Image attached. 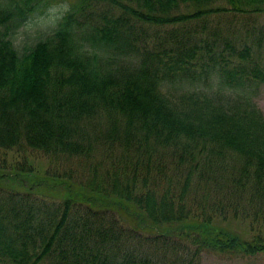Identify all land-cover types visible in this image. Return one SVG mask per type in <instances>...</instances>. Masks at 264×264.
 <instances>
[{
	"label": "trees",
	"instance_id": "1",
	"mask_svg": "<svg viewBox=\"0 0 264 264\" xmlns=\"http://www.w3.org/2000/svg\"><path fill=\"white\" fill-rule=\"evenodd\" d=\"M52 1L0 0V151L39 150L50 162L61 155L86 153L71 125L103 110L114 128L119 123L126 128L123 144L137 140L144 152L120 170H109L110 195L102 192L104 199L73 188L69 177H59L55 168L54 173L36 168L33 174L0 169V262L151 264L128 250L113 259L97 243L87 242V219L78 234L79 226L67 212L81 197L88 209L109 206L122 218L121 224L107 228L112 234L103 228L98 233L115 246H107L106 240L101 246L114 249L121 240L193 236L198 252L239 257L264 252V116L250 100L264 82V66L252 56L250 46L235 47L234 40L223 37L222 42L204 36L193 41L172 31L168 47H153L139 65L118 73L102 65L100 51L138 55L137 25L126 17L128 9L134 15L135 11L118 0H74L50 35L19 52L14 46L19 29ZM111 1L118 4L114 10H88ZM142 1L146 10L136 15L143 20L175 24L189 18L167 14L174 0ZM182 1L199 6L218 0ZM221 1L233 11H244L243 6L261 9V0ZM213 87V97L202 92ZM164 88L193 90L189 99L204 104L187 111L172 105ZM216 92H237L241 102L226 110L225 104L216 103L225 95ZM17 179L18 186L28 183L26 189L13 185ZM210 184L234 197L223 211L214 208V216L188 196L198 188L205 193ZM49 188L62 193L59 217L57 208L52 207V215L44 207L45 200L36 201L40 206L31 202L36 199L33 191ZM243 202L247 220L251 218L249 239L242 230L217 226L229 217L238 218Z\"/></svg>",
	"mask_w": 264,
	"mask_h": 264
},
{
	"label": "rangeland",
	"instance_id": "2",
	"mask_svg": "<svg viewBox=\"0 0 264 264\" xmlns=\"http://www.w3.org/2000/svg\"><path fill=\"white\" fill-rule=\"evenodd\" d=\"M74 0H54L45 7L36 10L22 26L14 40V46L22 52L30 47L39 39H45L54 30L57 21L69 9ZM129 6L135 11L128 9L126 17L132 23H135L138 33L137 46L138 55L131 56L129 51L125 52L108 50L100 51V60L102 65L108 69L116 70L118 73H126L127 69L132 66L139 65L141 57L150 51L153 47L162 49L168 47L171 40V32L175 31L178 37L190 36L193 41L199 40L203 36L209 38L211 41L216 37L218 42H222L223 38L235 41V47L241 44H247L251 48L252 56L264 66V0H261L259 11H254L253 6H243L244 11H233L231 6L221 0L214 1L208 4H200L199 6L191 5L182 0H174V5L168 8L167 14L169 16L187 15L189 18L182 19L175 24L161 23L159 21L143 20L136 13L146 9L142 0H118ZM166 2V0H163ZM118 4L116 1L101 3L97 6H92L88 10H99L108 8L109 11L114 10ZM155 14L163 15L161 11L155 9ZM223 37V38H222ZM218 51L222 50V46L217 45ZM226 52V51H225ZM136 58V59H135ZM135 61L133 62V60ZM100 62V61H99ZM155 62V61H154ZM152 62L151 64H153ZM101 64V62H100ZM202 89V88H200ZM212 90L207 88L202 91L206 96H212ZM163 93L172 99V105L183 106L185 110H195L196 105H203L202 101L189 99V94L193 90L187 92L181 91L179 88H164ZM200 90L198 89L197 92ZM250 97L251 102L259 109L264 116V82L260 83L258 87L252 92ZM222 94L225 97L219 98L216 103L225 104L226 110H231L230 104L234 103L239 106L241 98L237 92H216V95ZM191 98V97H190ZM196 98V97H192ZM210 99V98H209ZM217 101V100H216ZM241 105V104H240ZM243 107V105H242ZM236 111V110H233ZM113 121L108 117L105 111L96 110L93 112L91 118L81 119L76 125H71L75 130L74 136L77 140L82 142V150L86 153L80 155H61L62 159L54 162L47 160L43 152L33 149L16 150L15 148L8 150L9 152L0 151V169L6 172H16L17 170H24L23 173L29 174L35 172L39 168L44 172H55L56 174H66L68 179L72 181V187L81 190L83 193L91 194L90 192L98 193V196L104 199L103 194L110 195L109 186L112 182L109 177V170L113 168L121 169L125 162L133 159L138 153L142 155L143 148L137 144V140H132L126 146L123 144V131L126 128L121 124H116L114 128ZM139 148V149H138ZM55 168V169H54ZM32 170V171H31ZM50 173V174H51ZM111 173V172H110ZM33 174V173H32ZM112 174V173H111ZM22 175V174H21ZM20 179L13 182L19 189H26L28 183L23 181L22 186H18ZM17 182V183H16ZM166 182V180H165ZM11 184V182H10ZM200 186V185H198ZM37 188V187H35ZM81 188V189H80ZM18 189V190H19ZM33 191L36 195L35 205L40 206V200H45L48 211L53 215V208H57L55 213L60 216L63 207H61L60 196L61 192L50 189ZM218 191V192H216ZM103 192V194H101ZM196 199L194 204L200 206L207 214L215 215L214 208L223 211L228 202H233L234 197L223 188H216L210 184L208 190L203 193L199 188L194 194L189 193L190 196ZM207 197V198H206ZM58 198V199H57ZM88 198V197H86ZM192 199V198H190ZM199 200V201H198ZM38 201V202H36ZM43 202V201H42ZM73 206L67 212V217L76 221L78 234L81 233L83 223L87 219L91 232L86 240L90 244L97 243L103 251L111 253L113 259L119 260L123 253L128 250L131 253L147 258L151 264H264V252H259L252 256H234L223 253H215L208 251H197L198 246L195 244L193 236H181L173 238L163 237L155 239H133L124 241L121 240L118 248L111 249L107 246H115L106 240L107 246H101L105 241L99 237V232L102 228L110 232L107 228L110 225L121 224L122 218L117 211L112 207L98 208L97 210L88 209L84 205L83 198L81 200L73 201ZM219 203V204H218ZM234 203V202H233ZM197 206H194L196 208ZM244 209L238 210V218L220 221L218 227H231L234 231L245 232V237L248 238V222L246 214V206L242 203ZM198 210V208H197ZM220 210V211H221ZM250 213L256 214L254 210ZM263 213V211H261ZM253 216V215H251ZM111 233V232H110ZM112 234V233H111ZM107 238V237H106ZM249 239V238H248ZM139 257V258H140ZM51 259V258H49ZM48 258L44 261L48 262ZM138 263V260H134ZM0 264H2L0 262ZM46 264V263H43Z\"/></svg>",
	"mask_w": 264,
	"mask_h": 264
}]
</instances>
